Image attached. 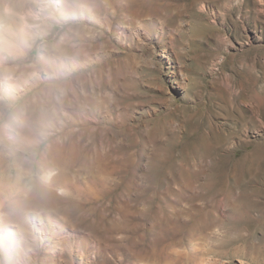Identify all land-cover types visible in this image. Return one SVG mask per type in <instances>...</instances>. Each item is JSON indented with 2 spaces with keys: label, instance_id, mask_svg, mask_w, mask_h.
<instances>
[{
  "label": "rangeland",
  "instance_id": "rangeland-1",
  "mask_svg": "<svg viewBox=\"0 0 264 264\" xmlns=\"http://www.w3.org/2000/svg\"><path fill=\"white\" fill-rule=\"evenodd\" d=\"M13 27L36 67L0 50L27 79L0 93V182L67 224L62 261L264 264V0H0Z\"/></svg>",
  "mask_w": 264,
  "mask_h": 264
},
{
  "label": "bare ground",
  "instance_id": "bare-ground-1",
  "mask_svg": "<svg viewBox=\"0 0 264 264\" xmlns=\"http://www.w3.org/2000/svg\"><path fill=\"white\" fill-rule=\"evenodd\" d=\"M44 8H47V7H44ZM58 11H59L58 14L60 16L62 17L66 16L64 15L65 11L63 10L64 11L63 12L61 7L57 8V12ZM25 32H29V30H25L23 28H18V27H13L12 31L9 33L10 34L9 37L12 39V43H9V44H12V45L7 47L6 44L5 45L0 44V50L6 48L8 51L12 52V58L16 59L14 60L15 62L14 65L18 66L20 70V74L26 75L27 77H29L30 71H33L36 67L35 64H28V63L26 64V60L19 59L20 55L18 56V53L19 51H21V48L24 51L26 50L25 52L27 56L29 55V52L33 50L31 46L33 43L31 40L30 41L27 40V36H25ZM40 57L41 56H39V58ZM1 60H0V93L1 91H5L7 89H10L13 91H17L19 88L23 89L24 83H26L27 79L25 81L23 79L21 80L20 78H17L15 80L13 79L14 82L9 81L6 75L7 74L13 75L17 71V68H13V67L9 68L8 66L7 67L3 66V61ZM38 61L40 60L38 59ZM42 64H43V67L45 68L48 66V62L46 63L42 62ZM8 92L9 91H7V93ZM17 128L19 131L26 129L27 132L31 134H33L34 132L32 123L30 122L29 119H27V121H23L20 124V126H18ZM0 134H3V136L4 135L8 136L9 133L5 130V128L0 127ZM59 171L61 170L59 169ZM19 178H20V175H19ZM10 182L11 181L7 179V177H6V181L0 182V250H4L6 254L9 253L11 257V260L10 261L7 260L8 262H6L5 264H37V263H41V262L43 263L46 261L48 262L47 264H69L68 263L69 261H67L68 259L65 262L64 260L63 261L61 260V258L63 257V253L68 254L70 258H72L73 255H79L81 258L84 254V250L82 247H80V245H78L77 242H69L68 236L64 234L67 230V224L63 223V221L61 222L62 219L59 220L60 219L59 218V219L51 221L47 218L48 216L42 213H37L36 211H33V210L32 211L30 210L19 211L20 198L13 196V192H14L13 189L16 185H8L10 184ZM61 187H63L65 191L70 188L68 183H65ZM53 193L54 192L52 190L51 195ZM4 197L6 198V200L7 198H10V200L14 202L16 208L18 209V212H16L17 214L15 213L14 215L15 216V220L13 221L14 224H11L10 229H9L10 221H8L10 220V214L7 212H4L5 211L4 205L6 201ZM55 227L59 228L60 231L57 232L55 230ZM3 238L7 239L6 240L7 242L4 245V248H2V245H1V243L5 241V240L3 241ZM47 252L49 253V255ZM98 252H99L98 249L91 251V257L92 258L97 257L99 254ZM173 253L170 250L165 252V257H166L165 260L167 261V264H174L175 259L173 257L174 255ZM43 254L46 255V256L44 255V258L38 256V255H43ZM197 264H222V263L219 261V259L217 260L215 258L213 259L204 258Z\"/></svg>",
  "mask_w": 264,
  "mask_h": 264
}]
</instances>
